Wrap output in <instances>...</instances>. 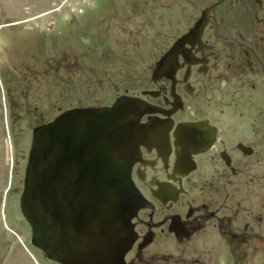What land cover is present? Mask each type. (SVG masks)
I'll return each instance as SVG.
<instances>
[{"label": "flooded vegetation", "instance_id": "obj_1", "mask_svg": "<svg viewBox=\"0 0 264 264\" xmlns=\"http://www.w3.org/2000/svg\"><path fill=\"white\" fill-rule=\"evenodd\" d=\"M215 2L172 38L144 87L120 95L131 118L107 142L129 184L104 239L109 254L92 264H207L214 249L258 248L244 176L264 152V107L252 102L263 94L264 4Z\"/></svg>", "mask_w": 264, "mask_h": 264}, {"label": "rangeland", "instance_id": "obj_2", "mask_svg": "<svg viewBox=\"0 0 264 264\" xmlns=\"http://www.w3.org/2000/svg\"><path fill=\"white\" fill-rule=\"evenodd\" d=\"M211 1L0 0V264H57L31 244L20 209L36 130L64 111L139 91L163 49ZM255 83L263 94L252 102L262 108L264 80ZM254 160L244 198L262 223L251 239L258 248L214 249L207 264H264V152Z\"/></svg>", "mask_w": 264, "mask_h": 264}, {"label": "water", "instance_id": "obj_3", "mask_svg": "<svg viewBox=\"0 0 264 264\" xmlns=\"http://www.w3.org/2000/svg\"><path fill=\"white\" fill-rule=\"evenodd\" d=\"M126 108V97L119 96L109 107L67 110L34 133L20 209L31 244L48 259L92 264L109 254L104 239L112 235L113 215L124 202L123 184L129 180L121 165L124 156L107 140L125 133L121 130L131 118Z\"/></svg>", "mask_w": 264, "mask_h": 264}, {"label": "bare ground", "instance_id": "obj_4", "mask_svg": "<svg viewBox=\"0 0 264 264\" xmlns=\"http://www.w3.org/2000/svg\"><path fill=\"white\" fill-rule=\"evenodd\" d=\"M226 0H222L217 6H214L213 7V10L215 9V8H217L218 6H221L224 2H225ZM11 144V143H10ZM13 152V151H12ZM33 257V256H32Z\"/></svg>", "mask_w": 264, "mask_h": 264}]
</instances>
